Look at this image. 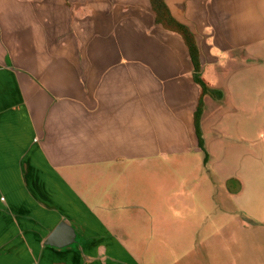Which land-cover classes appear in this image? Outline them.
<instances>
[{"label":"crops","instance_id":"0c3cea01","mask_svg":"<svg viewBox=\"0 0 264 264\" xmlns=\"http://www.w3.org/2000/svg\"><path fill=\"white\" fill-rule=\"evenodd\" d=\"M166 2L216 96L150 0H0V264H264V0Z\"/></svg>","mask_w":264,"mask_h":264},{"label":"trees","instance_id":"16d2710c","mask_svg":"<svg viewBox=\"0 0 264 264\" xmlns=\"http://www.w3.org/2000/svg\"><path fill=\"white\" fill-rule=\"evenodd\" d=\"M150 1L153 10L156 13L157 23L163 25V27L169 31L179 33L183 37L189 49L191 59L195 66V80L201 86L202 93L203 94L209 93L216 96L215 91L200 76V71H201V66L199 61L200 53H199V46L195 34L192 32L189 26L182 23L173 16L166 0H150ZM196 117H198V112L196 114Z\"/></svg>","mask_w":264,"mask_h":264},{"label":"rangeland","instance_id":"374dc122","mask_svg":"<svg viewBox=\"0 0 264 264\" xmlns=\"http://www.w3.org/2000/svg\"><path fill=\"white\" fill-rule=\"evenodd\" d=\"M6 12L7 11H5V10H1L0 14L4 15V13H6ZM2 20L3 19H1L0 21H2ZM55 22H56V24L54 26H52V27L49 25V28L41 26L39 24L32 25V26H26V28L28 29V32H30V34H37L39 39L43 38L44 35L49 34V40H50V38H54V36H52L53 35V29H59V28L63 29L64 28L63 32L66 33L65 30L67 29V27L64 24H62V21L60 19L58 20V18H57V20H55ZM3 28L4 27L2 25H0V69L5 68L6 66L14 68L15 67V62L13 60H11L10 58L6 59V56L5 57L2 56L3 50H5L4 46L6 44V43H4L1 40V38L3 36ZM47 29H49V32H48ZM171 40H173V39H171ZM54 41L55 42H59L58 44H61V40L57 41L55 39ZM64 48L68 49V46H65ZM76 49L77 48H75L74 50H76ZM62 50L67 51L66 49H62ZM62 50H61V52H62ZM51 52H53L56 56H50V54H49V65H54V66L68 65L69 63H68L67 60H72V58H68L67 56L58 55L52 50H51ZM59 54H60V52H59ZM8 57H10V56H8ZM8 59H10V60H8ZM0 75L3 76V74H0ZM11 75L13 76L14 73L11 74ZM4 90H5V86H4ZM7 90L9 91V94H13V92H15L13 84H11L10 86L7 85ZM9 94H7V92H6V95H5V91H4V95L1 97V98H4L3 102L4 103L6 102V105H7V106H4L5 109H6V114L2 115V117H9L8 116V113H9L8 111L13 108V102H12L13 98ZM24 189H26V191L29 192V188L28 187H24ZM26 191L23 190V192H26Z\"/></svg>","mask_w":264,"mask_h":264},{"label":"water","instance_id":"95a60500","mask_svg":"<svg viewBox=\"0 0 264 264\" xmlns=\"http://www.w3.org/2000/svg\"><path fill=\"white\" fill-rule=\"evenodd\" d=\"M64 228V225H60V226H58L54 231H53V233L50 235V236H48V238H47V241H46V243H48V244H56L55 242V238H56V236L62 231V229ZM72 236V234H70V237ZM68 243H70V241H68Z\"/></svg>","mask_w":264,"mask_h":264}]
</instances>
